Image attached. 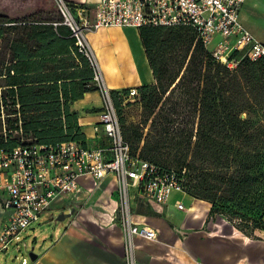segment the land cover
I'll return each mask as SVG.
<instances>
[{
	"label": "trees",
	"instance_id": "1",
	"mask_svg": "<svg viewBox=\"0 0 264 264\" xmlns=\"http://www.w3.org/2000/svg\"><path fill=\"white\" fill-rule=\"evenodd\" d=\"M6 19L11 17L0 14V21ZM140 36L155 77L154 83L138 88L135 100L143 106L144 124L150 123L146 135L143 127L125 128L122 106L132 101L124 104L120 92L111 90L132 153L166 169L186 168L185 191L210 203V218L224 215L256 236L257 229H264V54L253 59L246 50H235L229 56L235 65L230 66L197 39L191 26H142ZM72 50L93 70L88 58L76 52L74 40ZM40 81L45 82L32 96L36 85L3 90L7 137L0 103V148L85 138L69 104L81 98L82 89L68 95L65 83ZM89 89L97 88L88 83Z\"/></svg>",
	"mask_w": 264,
	"mask_h": 264
},
{
	"label": "crops",
	"instance_id": "2",
	"mask_svg": "<svg viewBox=\"0 0 264 264\" xmlns=\"http://www.w3.org/2000/svg\"><path fill=\"white\" fill-rule=\"evenodd\" d=\"M71 1L82 2L89 7L98 3V0ZM259 8V0H246L241 20L264 43V35L258 31L257 23L250 14ZM0 14L11 17L0 21L1 105H4L1 98L4 89L14 87L17 90L19 85H36L29 93L32 96L39 93L38 84L45 82L40 81L45 79L49 83L57 80L60 86L65 83L68 95L79 93L82 89L81 98L69 100L70 110L77 113L78 125L85 133V138L81 140L90 147L108 145L102 128L97 129L99 111L103 106L101 93L97 89L85 90L88 83L95 86L93 79H87L93 70L86 65L83 56L72 53L74 39L68 25L55 23L62 21V14L47 17H35V12ZM88 40L111 89L121 93L127 88H139L155 82L140 28L105 26L90 32ZM49 67L57 68L60 75L53 71L54 68L41 73ZM19 97L16 93V104L19 103ZM15 106L18 109L20 107ZM19 120L22 121L20 116ZM79 183L77 192L60 195L44 215L47 219L40 221L41 226L47 225L54 230L49 233V244L38 253L35 252L36 258L30 256L28 264H127L124 231L114 220L118 206L115 176L110 174L97 180L86 175L79 178ZM1 193L0 229L9 214L3 206ZM173 197L169 203L149 204L135 194L134 219L140 224L153 226L159 233L156 240L136 238L138 264H264V229H257L256 236L248 235L224 215L210 218L211 205L206 200L181 192H174ZM187 198H190L187 209L177 208L176 200L185 202ZM138 199L150 206L153 212L136 211ZM99 202L101 206L91 208L90 205ZM66 206H70L73 211L62 218L56 217L55 210L63 213ZM62 220L65 222L60 227ZM209 224L216 230L214 233L209 229ZM211 240L226 243L219 261L203 256L199 258L200 244H208Z\"/></svg>",
	"mask_w": 264,
	"mask_h": 264
},
{
	"label": "built area",
	"instance_id": "3",
	"mask_svg": "<svg viewBox=\"0 0 264 264\" xmlns=\"http://www.w3.org/2000/svg\"><path fill=\"white\" fill-rule=\"evenodd\" d=\"M74 39L76 52L82 53L93 69V82L101 93L99 127L108 145L86 146L81 139H68L56 144L19 143L12 149L0 148V192L9 214L0 229V252H24L22 242L27 228L39 224L61 195L77 192L79 178L91 176L101 180L114 175L117 180L118 206L114 220L123 228L127 264H138L136 238L156 240L159 233L151 225L134 219L133 199L137 193L149 204L169 203L174 192L184 188L186 168L166 169L132 153L125 139L120 116L88 34L105 26H191L205 46L224 63L235 50H246L253 59L264 54V44L244 25L241 12L246 0H98L94 7L71 0H55ZM219 37L214 48L210 44ZM140 97L137 87L119 95L122 102ZM19 107V103L16 104ZM1 105L3 131L6 114ZM19 124L22 121L19 120ZM25 141L24 137H21ZM184 210L183 200H176ZM54 218V217H53ZM20 264H28L22 253ZM199 264H211L199 262Z\"/></svg>",
	"mask_w": 264,
	"mask_h": 264
},
{
	"label": "rangeland",
	"instance_id": "4",
	"mask_svg": "<svg viewBox=\"0 0 264 264\" xmlns=\"http://www.w3.org/2000/svg\"><path fill=\"white\" fill-rule=\"evenodd\" d=\"M259 6L261 8H259L258 10H254L250 14L255 23H257L256 27L258 31L264 35V0H259ZM30 12H35V17L58 16L59 14H61L55 0H0V13L15 14ZM219 39L220 38L217 37L215 41L210 44L211 48L215 47ZM261 43L264 44L263 42ZM144 118L145 112L140 101L133 100L131 103H127L122 106V120L127 130L130 127L134 129L143 127L144 134L146 135L149 131L150 123L144 124ZM184 204L186 205V210L187 204L190 205V198L185 199ZM98 205L101 206V203L99 202L97 205L92 204L90 206L91 208H94L98 207ZM71 211H73L72 208L70 206H66L63 210V213L69 214L71 213ZM136 211H145L148 213H152L153 209H151L150 206H147L138 199ZM60 213L61 211L56 209L54 214L56 217H58ZM46 219V216L42 218L43 221H45ZM66 219H68V217ZM64 222L65 220H62V222L60 223V227H62ZM208 227L212 233L216 231L215 229H212L210 227V224ZM53 230L54 228H50L47 225L41 226L40 224H36V226L29 229L27 228V230L23 233L21 240L22 242H24V240L27 241L25 251L17 252L14 250V246H12L9 251L0 252V264H19L21 262L22 253L25 254L30 262V251L33 250L34 252L38 253L42 248L46 247V245L49 244L50 240L49 233ZM220 230L222 233L224 232L222 229ZM224 248H226V243L222 241L220 242L218 240H211L208 244L206 242H203L199 246V258L203 256L205 258H210V260L212 261H219L221 257L220 254H222Z\"/></svg>",
	"mask_w": 264,
	"mask_h": 264
},
{
	"label": "water",
	"instance_id": "5",
	"mask_svg": "<svg viewBox=\"0 0 264 264\" xmlns=\"http://www.w3.org/2000/svg\"><path fill=\"white\" fill-rule=\"evenodd\" d=\"M63 215H68V214L60 213L59 214V218H62ZM30 256H31L32 259L36 258V253L33 250H31L30 251Z\"/></svg>",
	"mask_w": 264,
	"mask_h": 264
}]
</instances>
